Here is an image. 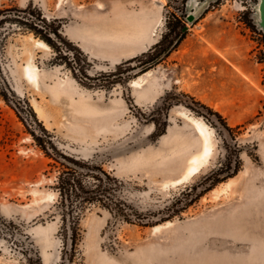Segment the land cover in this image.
<instances>
[{"label":"rangeland","instance_id":"374dc122","mask_svg":"<svg viewBox=\"0 0 264 264\" xmlns=\"http://www.w3.org/2000/svg\"><path fill=\"white\" fill-rule=\"evenodd\" d=\"M258 1L0 0V9L33 3L47 19L57 18L75 45L71 59L78 48L87 56L70 63L37 43L41 38L34 33L8 24L0 51V77L10 90L9 100L0 95V264H38V256L42 264H264V36L256 24ZM199 9L179 41L187 14ZM170 43L160 63L114 81L120 63ZM28 62L37 65L39 83L25 76ZM179 93L220 111L233 130L175 102ZM165 99L173 100L169 109ZM25 101L61 152L117 176L131 210L152 216L154 224L88 205L73 253L56 206L61 164L31 134ZM184 112L213 127L214 152L193 176L165 188L163 182L183 176L188 158L203 147ZM155 121L166 126L162 134ZM231 161L241 164L237 180L225 188L231 177L221 171L222 180L207 189L212 170ZM176 196L179 212L162 220ZM167 221L172 224L154 230Z\"/></svg>","mask_w":264,"mask_h":264},{"label":"trees","instance_id":"16d2710c","mask_svg":"<svg viewBox=\"0 0 264 264\" xmlns=\"http://www.w3.org/2000/svg\"><path fill=\"white\" fill-rule=\"evenodd\" d=\"M8 24L12 25V27L10 26L11 29L17 26V28L34 33L36 37L43 39L53 49H55L57 57L59 58L66 59L70 63L74 60H87V56L84 55L79 48L78 53L74 56V60L71 59V50L75 45L63 34L61 22L57 18L47 19L42 10L33 3H30L25 8L13 7L0 9V51L3 47L5 38L9 33V31H6L9 29ZM179 36L180 41L185 36V31H181ZM177 44H175L174 47H176ZM172 45L173 43H170L159 51H147L120 63L115 71L118 76L114 78V81L121 80L123 78L127 79L134 73L138 74L148 71L169 55L172 50ZM74 48L77 49V47ZM134 62L136 63L131 65ZM74 69L76 70V67H73V70ZM80 70L83 77L88 76L85 69H79L78 71ZM0 79V85L2 86L0 95L9 100L8 93L10 90L7 83L3 81V77H0ZM3 85H6V90L4 89V91ZM181 95L188 96L191 101L184 99ZM164 101L166 103V99ZM175 102L184 103L187 107L195 111L198 115H202L213 125L219 123L224 128L233 130V127H230L226 117H224L220 111L197 99L195 96L186 93H179L175 96ZM172 104L173 100L169 101V103H166V108L169 109ZM25 105L27 106L28 115H23V118L28 123L30 132L37 144L46 152L47 155L54 158L61 164L62 169L57 177L56 184L54 185L59 193L56 206L62 215V228L65 230L67 237L70 239V249L73 253L76 252L80 236L81 213L88 205L99 204L112 211L116 216L128 221L137 220L142 225L154 224L152 216H142L141 213L134 210V208L131 210L132 204L124 199L120 193L122 180L104 169L102 166L93 165L88 161H84L61 152L50 131L46 129L37 118V115L30 103L25 101ZM18 112L20 113V110H18ZM34 125H38L39 130L36 129ZM156 126L159 130L158 134H162L166 129V126L161 129L158 122H156ZM240 169V161H236L235 164L231 161V163L224 167L215 168L212 170V174L208 177L210 185L207 189H210L222 180L221 177H219L221 171L226 170L227 175L223 178H228L235 176ZM195 188L196 186L193 185L189 189H191L190 191H193ZM175 198L176 201L166 210L170 213L169 217H163L162 220L173 217L174 214L179 212L180 209L176 208V205L178 202H181V199L178 196ZM193 200L194 199L186 201L184 205H189ZM73 253L71 256L74 255ZM37 261L38 264H42L39 256ZM70 261L72 262V259Z\"/></svg>","mask_w":264,"mask_h":264},{"label":"bare ground","instance_id":"6f19581e","mask_svg":"<svg viewBox=\"0 0 264 264\" xmlns=\"http://www.w3.org/2000/svg\"><path fill=\"white\" fill-rule=\"evenodd\" d=\"M37 43L42 44L41 46H45L46 48H50L51 46L44 41L43 39H38ZM215 48V47H214ZM216 49V48H215ZM227 61H229L239 72L244 74L248 79H250L245 72L235 63H233L225 54H223L221 51L216 49ZM26 77H28L30 80L34 81L35 83H39V71L38 67L36 64L33 62H28L27 65L25 66V72ZM251 80V79H250ZM136 84L138 83L137 80ZM253 83L254 81L251 80ZM135 84V85H136ZM180 112V111H179ZM183 113V112H182ZM186 117L196 126L202 141H203V147L202 150L199 151L198 153H195L194 155H191L188 158V165L185 170V173H183V176L179 177L178 179L171 180L170 182L168 181L163 182L164 187L170 186V185H177L179 183H183V181L187 180L191 176H193L195 173H197L202 166H204L211 158L213 152H214V141H213V134H214V129L211 127L205 120H203L201 117H196L192 115V113L184 112ZM183 115V114H182ZM238 176L231 177L229 181L225 183V188L229 187L232 185L236 180ZM222 190L225 189L221 187ZM220 188V189H221ZM219 190V189H218ZM172 224L171 221H167L164 224H158L154 226V230H160L162 227H166Z\"/></svg>","mask_w":264,"mask_h":264},{"label":"water","instance_id":"95a60500","mask_svg":"<svg viewBox=\"0 0 264 264\" xmlns=\"http://www.w3.org/2000/svg\"><path fill=\"white\" fill-rule=\"evenodd\" d=\"M258 15L256 17V24L263 30L264 33V0H259L257 5ZM202 9L189 12L186 16L188 24L184 26V31L188 30L190 25L193 24L200 16Z\"/></svg>","mask_w":264,"mask_h":264},{"label":"flooded vegetation","instance_id":"af4514ba","mask_svg":"<svg viewBox=\"0 0 264 264\" xmlns=\"http://www.w3.org/2000/svg\"><path fill=\"white\" fill-rule=\"evenodd\" d=\"M245 14V16H246V13H244ZM246 20V19H245ZM245 20H243V22L245 23V25L247 26L248 24H247V22L245 21ZM257 29H259L261 32H260V36H264V33H263V30L261 29V28H259V27H257Z\"/></svg>","mask_w":264,"mask_h":264}]
</instances>
